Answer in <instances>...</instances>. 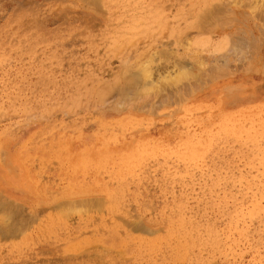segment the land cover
<instances>
[{"label": "rangeland", "instance_id": "rangeland-1", "mask_svg": "<svg viewBox=\"0 0 264 264\" xmlns=\"http://www.w3.org/2000/svg\"><path fill=\"white\" fill-rule=\"evenodd\" d=\"M0 264H264V0H0Z\"/></svg>", "mask_w": 264, "mask_h": 264}, {"label": "bare ground", "instance_id": "bare-ground-1", "mask_svg": "<svg viewBox=\"0 0 264 264\" xmlns=\"http://www.w3.org/2000/svg\"><path fill=\"white\" fill-rule=\"evenodd\" d=\"M252 4V3H251ZM91 8V7H90ZM160 15V14H159ZM231 15V14H230ZM229 15V16H230ZM222 17V16H221ZM230 18V17H229ZM218 19V18H217ZM218 21V20H217ZM231 22V21H230ZM132 23V22H131ZM219 23V22H218ZM222 23H224V22H222ZM222 25V24H221ZM219 48V47H218ZM238 49V48H237ZM162 52V51H161ZM165 52V51H164ZM171 55V54H170ZM221 55V54H220ZM222 56V55H221ZM232 57V56H231ZM227 58V57H226ZM225 59V58H224ZM227 60V59H226ZM229 60V59H228ZM227 60V61H228ZM198 63L200 64V67H202V64H204V60H198ZM228 63V62H227ZM217 64L215 63L214 64V66L211 68V70H210V72H212L211 74H213V75H216V76H221V71H223V70H225V69H222L221 71H220V68H218V66H216ZM220 65V64H219ZM222 66H223V68L225 67V66H227L228 64H226V65H224V63L223 64H221ZM220 65V66H221ZM206 66V65H205ZM219 66V67H220ZM221 66V67H222ZM204 68V67H203ZM181 69V68H180ZM185 69V68H184ZM226 69H227V67H226ZM204 70V69H203ZM202 70V71H203ZM209 70V69H208ZM168 71V70H167ZM152 71H151V68H150V66L148 65V63H144V64H142L141 63V66H140V68H139V73H140V75H141V77H142V79L144 80V87H146V89H147V86H150L152 89L151 90H153V89H156V85L158 84L157 82H161L162 83V80H164L165 79V81L168 83V82H171V81H168L169 79H171L172 81H173V78L175 79V78H177V79H179L180 77H181V79H182V76L181 75H183V77L185 76V77H187L188 76V71H186V69L185 70H175V71H172V72H168V74L167 73H165V74H167V75H165V74H163L161 77L159 76V78H154L155 80H153V78H151L152 76V73H151ZM192 72V71H191ZM200 72H201V69H200ZM207 72H209V71H207ZM210 72L209 73H207V74H210ZM224 72V71H223ZM194 73V72H193ZM218 73H220V75L218 74ZM203 74V73H202ZM205 74V73H204ZM139 75V74H138ZM212 75V76H213ZM223 75V74H222ZM169 76L171 77V78H169ZM180 76V77H179ZM192 76H194V75H192ZM199 76H201V75H199ZM204 76V75H203ZM206 76L207 75H205V77H203V78H206ZM211 76V75H210ZM209 76V77H210ZM191 77V76H190ZM197 77H198V75H197ZM214 77L215 76H213V79H214ZM147 78H150V81L147 83L146 82V79ZM194 78V77H193ZM177 79H175V80H177ZM187 79V78H186ZM189 79H191V78H189ZM202 79V78H201ZM183 80V79H182ZM148 81V80H147ZM165 81H163L164 83H166ZM178 81V80H177ZM179 82V81H178ZM169 84V83H168ZM171 84H173L172 82H171ZM170 85V84H169ZM161 86V85H160ZM163 86H164V84H162V87L161 88H163ZM165 86H166V84H165ZM155 87V88H154ZM150 89V88H149ZM148 89V90H149ZM144 90V89H143ZM160 90V89H159ZM159 90H158V92H159ZM153 92H155V90L153 91ZM137 93V92H136ZM139 93V92H138ZM142 93V92H141ZM146 93H147V91H146ZM156 93V92H155ZM142 94H144V93H142ZM142 94H140V95H142ZM181 95V94H180ZM144 96V95H143ZM11 178H15V177H11ZM13 205V204H12ZM10 207V206H9ZM9 207H8V210H9ZM11 210H12V208H11ZM10 212V211H9Z\"/></svg>", "mask_w": 264, "mask_h": 264}]
</instances>
